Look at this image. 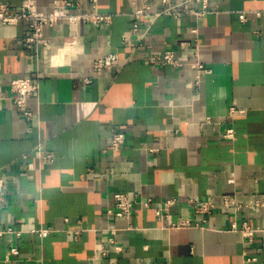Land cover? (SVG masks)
I'll return each mask as SVG.
<instances>
[{"label":"crops","instance_id":"crops-1","mask_svg":"<svg viewBox=\"0 0 264 264\" xmlns=\"http://www.w3.org/2000/svg\"><path fill=\"white\" fill-rule=\"evenodd\" d=\"M23 1L0 3L18 10ZM36 1L48 10L54 0ZM143 4L97 0L110 23L47 26L48 45H27L26 21L0 25V226L24 230L12 239L19 254L2 264H264V206L255 205L264 197V0H210L202 17L156 15V0L133 32ZM165 50L204 68L148 62ZM111 52L118 60L96 71ZM27 75L40 85L30 114L10 89ZM206 116L219 123L201 125ZM228 127L235 138L223 136ZM114 132L125 134L119 148ZM118 191L152 207H136L129 223L113 213ZM226 196L245 207H226ZM168 198L176 203L158 217L153 206ZM211 198V213L195 210ZM182 219L192 224L176 226Z\"/></svg>","mask_w":264,"mask_h":264},{"label":"built area","instance_id":"built-area-1","mask_svg":"<svg viewBox=\"0 0 264 264\" xmlns=\"http://www.w3.org/2000/svg\"><path fill=\"white\" fill-rule=\"evenodd\" d=\"M90 9H80L82 6L79 0H54L48 10H42L39 8L36 0H24L20 9L13 10L8 3H0V25L4 24H15L20 21H26L30 29L29 35L26 37L25 42L29 47L33 44L48 45L50 42L49 37L45 35V28L47 26L56 27L60 23H67L70 25H77L86 21H90L96 24L99 23H110L112 14L101 12L97 6V0H90ZM156 0H144L142 7L135 9L133 15V28L132 31L136 32L138 29V20L145 14L151 12V3ZM164 4V8L160 11L155 12L156 15L169 14L176 17H182L183 15L191 14L196 17H202L211 11L210 0H181L180 2H172V0H160ZM195 3H199L200 7L196 8ZM72 8H79L78 10H71ZM241 20L247 21V17L241 14ZM196 31V29H194ZM76 36L73 35L67 44H75ZM197 47V43H195ZM197 53V50H196ZM118 60V54L111 52L97 58L93 63V68L96 71L102 70ZM147 60L153 65H173L175 67H183L188 65L190 68L202 70L204 64L195 58L192 61H184L175 55L174 50H165L162 53H149ZM86 82H90L89 78H85ZM10 89L13 92V100L15 105L23 111L24 114H30L27 109V100L31 96H36L39 93L40 85L39 82L33 77L20 76L15 77L11 80ZM236 109L231 108V113H234ZM219 123L215 121L211 116H206L202 121L201 125ZM225 138H235V130L233 127H228L224 132ZM125 142V134L123 132H114L111 136V145L114 148H119ZM155 151V148L150 149ZM46 160L52 161L53 155L44 156ZM264 175V166L262 168ZM5 192V181L0 177V202L3 199ZM115 209L113 213L116 216L124 217L130 223L131 216L136 207L149 208L152 207V198L139 199L137 195L131 197L127 192L118 191L114 194ZM176 203V198H168L162 201L161 204L153 206V209L158 217L164 216V210L171 205ZM223 204L226 207L233 206L235 209L240 210L245 207L232 196H226L223 199ZM256 206H264V197H260L255 201ZM195 210L202 214L211 213L215 207L214 199H208L195 204ZM192 223L189 220L182 219L176 226H190ZM33 231L40 233L42 236L47 235L50 229L40 228L34 229ZM242 231L245 232L249 239L253 238L254 229L244 226ZM112 236L109 238L111 244L114 245L115 249L120 247L115 245L114 234L116 229H112ZM24 230L17 228L13 225L0 226V242L5 236H10V248L4 254L0 255V264L5 261H9L12 256L19 254L18 247L13 242V237L20 238ZM100 255H106L108 249L102 245L99 247ZM255 257L248 258V260H254Z\"/></svg>","mask_w":264,"mask_h":264}]
</instances>
